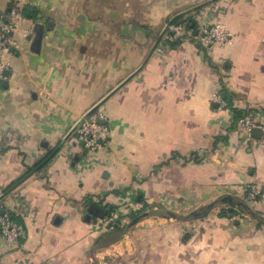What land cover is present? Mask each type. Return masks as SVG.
<instances>
[{"label": "crops", "instance_id": "1", "mask_svg": "<svg viewBox=\"0 0 264 264\" xmlns=\"http://www.w3.org/2000/svg\"><path fill=\"white\" fill-rule=\"evenodd\" d=\"M206 1L21 0L0 81V194L59 150L0 203L26 231L18 243L0 233V264H264V193L247 198L250 185L264 191V140L237 122L250 111L264 124V0L199 10V26L225 25L229 44L208 53L165 35L101 108L108 144L88 150L76 132L63 143L145 62L170 18ZM227 195L235 202L191 217ZM138 202L151 214L131 225ZM93 204L121 212L123 233L88 219Z\"/></svg>", "mask_w": 264, "mask_h": 264}, {"label": "built area", "instance_id": "2", "mask_svg": "<svg viewBox=\"0 0 264 264\" xmlns=\"http://www.w3.org/2000/svg\"><path fill=\"white\" fill-rule=\"evenodd\" d=\"M23 8L21 0H12L10 8L0 11V81L5 79L6 63L4 61L5 54L12 51L16 46V40L13 37L14 31L17 29L19 20L22 16ZM166 39L170 43L183 40L195 41L204 52H210L215 46L227 45L232 41V33L223 24L217 23L213 25H201L198 28L190 27L187 23L172 24L166 34ZM213 101L219 105L221 109L227 107V102L223 98L221 92L213 95ZM100 120H106L105 113L99 109L88 118L84 119L82 124L76 131L78 142H85V148L91 151L102 149L108 144L111 131L106 124H101ZM237 122L240 126H244L248 133V139H254L253 130L255 128L263 129L264 140V124L257 122L256 118L250 111H244L238 116ZM205 156V150L200 149L196 153V157ZM263 189L256 184L250 185L247 198L252 204H256L263 197ZM4 207L0 204V233L2 237L9 243H18L25 236V226L22 222L12 217L10 212L3 215L1 211ZM145 209L143 203H136L134 213L140 214ZM124 216L119 211H113L103 218V223L107 227L122 226L124 224Z\"/></svg>", "mask_w": 264, "mask_h": 264}, {"label": "water", "instance_id": "3", "mask_svg": "<svg viewBox=\"0 0 264 264\" xmlns=\"http://www.w3.org/2000/svg\"><path fill=\"white\" fill-rule=\"evenodd\" d=\"M217 0H208L204 3L201 4H197L191 8H189L188 10L179 12L177 14H175L172 18H170V20L168 21V23L165 25V27L163 28L162 32L160 33V35L158 36V38L156 39L154 45L152 46L151 51L149 52L145 62L137 69L135 70L130 76H128L125 80H123L116 88H114L109 94H107L102 100H100L95 106H93L86 114H84V116L76 123V125L73 127V129L70 131V133L67 135V137L63 140V143L66 142L71 136H73L75 134V132L77 131V129L79 128V126L82 124V122L84 121V119L88 118L90 115H92L93 113H95L96 111H98L99 109H101L104 104L113 96L115 95L119 90H121L129 81H131L136 75H138L144 68V66L146 65L147 61L149 60V58L152 56V54L155 52V50L158 48L160 42L162 41L163 37L168 33L169 28L172 24H174L175 21L181 19L182 23H187V22H191L196 14L198 13L199 10H201L202 8L206 7L207 5L215 2ZM35 38L33 41V45H34V50L36 52H39L41 45H42V40H43V36H44V31H43V26L40 24H37L35 26ZM5 76L8 77L9 76V70H6L5 72ZM5 86H8V81L5 80L4 82ZM101 124H106V120H100L99 121ZM253 133L256 137L262 136L263 135V130L261 128H255L253 130ZM82 146H85V142L82 141L81 142ZM59 150V148H58ZM58 150H55L48 158H46L44 160V162H42L37 168H35L32 172H30L28 175H26L24 178H22L20 181H18L17 183H15L14 185H12L10 188H8L5 192H3L2 194H0V203L3 202L11 193L12 191H14L18 186H20L26 179H28L30 176H32L33 174H36L55 154ZM87 153L86 151L84 152V154ZM227 202H235V199L233 198V196L231 195H227L224 196L223 198H221V200H217L215 202H212L211 204H209L205 210H197V211H193L192 215L193 216H201L203 214H206L209 210H211L212 208L215 207V205L219 204V203H227ZM111 208H108V210L102 209L100 207H98L97 205L93 204L90 208V214L88 216V219L91 217V214H97L100 218H104L107 214L108 211H110ZM7 212L6 208H3L1 211V214H5ZM150 213L144 212L143 214L139 215L137 218H135L132 222L131 225H135L136 223L139 222V220L143 217H146L148 215H150ZM172 216H175L174 214H171Z\"/></svg>", "mask_w": 264, "mask_h": 264}, {"label": "trees", "instance_id": "4", "mask_svg": "<svg viewBox=\"0 0 264 264\" xmlns=\"http://www.w3.org/2000/svg\"><path fill=\"white\" fill-rule=\"evenodd\" d=\"M178 23H182L181 22V19H179V20H177V21H175L174 22V24H178ZM187 25L188 26H190V27H194V28H198V26L200 25L199 23H198V21H196L195 19H193L191 22H187ZM210 25H213V24H210ZM178 43H180V41L179 42H175V43H173L172 44V46H175V45H177ZM240 204H241V202H239ZM202 210H205V209H202ZM114 210H110V211H108L107 212V214L106 215H108V214H110L111 212H113ZM11 215H13V214H11ZM139 215H136V216H134L133 218L135 219V218H137ZM13 218H14V216H12ZM191 217H194V216H191ZM203 217H204V215H203ZM110 228V232H112V233H114V235L115 236H119L121 233H123V231L125 230V227L124 226H114V227H109Z\"/></svg>", "mask_w": 264, "mask_h": 264}, {"label": "rangeland", "instance_id": "5", "mask_svg": "<svg viewBox=\"0 0 264 264\" xmlns=\"http://www.w3.org/2000/svg\"><path fill=\"white\" fill-rule=\"evenodd\" d=\"M135 27H137V29H143V28H145V26H135Z\"/></svg>", "mask_w": 264, "mask_h": 264}]
</instances>
